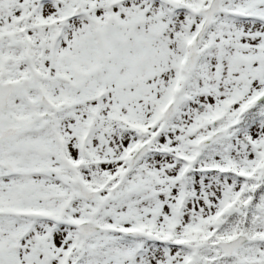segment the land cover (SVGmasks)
<instances>
[{
    "label": "snow or ice",
    "instance_id": "6c2138e0",
    "mask_svg": "<svg viewBox=\"0 0 264 264\" xmlns=\"http://www.w3.org/2000/svg\"><path fill=\"white\" fill-rule=\"evenodd\" d=\"M0 264H264V0H0Z\"/></svg>",
    "mask_w": 264,
    "mask_h": 264
}]
</instances>
